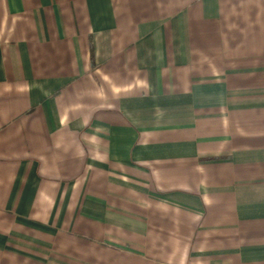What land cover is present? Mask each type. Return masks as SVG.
I'll return each instance as SVG.
<instances>
[{"label":"crops","instance_id":"1","mask_svg":"<svg viewBox=\"0 0 264 264\" xmlns=\"http://www.w3.org/2000/svg\"><path fill=\"white\" fill-rule=\"evenodd\" d=\"M0 264H264V0H0Z\"/></svg>","mask_w":264,"mask_h":264}]
</instances>
